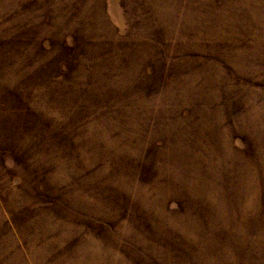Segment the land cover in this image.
Returning a JSON list of instances; mask_svg holds the SVG:
<instances>
[{
    "label": "rangeland",
    "instance_id": "obj_1",
    "mask_svg": "<svg viewBox=\"0 0 264 264\" xmlns=\"http://www.w3.org/2000/svg\"><path fill=\"white\" fill-rule=\"evenodd\" d=\"M0 264H264V0H0Z\"/></svg>",
    "mask_w": 264,
    "mask_h": 264
}]
</instances>
